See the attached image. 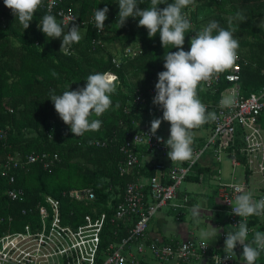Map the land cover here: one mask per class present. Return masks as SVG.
I'll list each match as a JSON object with an SVG mask.
<instances>
[{
    "label": "trees",
    "instance_id": "16d2710c",
    "mask_svg": "<svg viewBox=\"0 0 264 264\" xmlns=\"http://www.w3.org/2000/svg\"><path fill=\"white\" fill-rule=\"evenodd\" d=\"M149 2L145 0L138 7L144 9ZM172 2L167 0V3ZM61 4L72 11L79 21H87L94 17L96 8L107 6L109 12L104 22V47L92 45L91 41L97 33L90 24H85L80 26L83 38L79 44L72 45L71 55H65L60 52L62 37L47 38L38 27L42 17L49 13L44 6L38 9L29 28L23 31L11 10L0 0V130L6 133L0 139V214L13 216L12 230L18 229L31 217L20 214V208L33 207L41 199L42 192L60 200L62 220L72 226L81 223L83 215L93 206L99 211L105 208L108 200L115 204L120 199L123 185L133 177L119 176L117 173L116 166L122 158L118 150L119 142L128 131L140 127L141 114L162 117V109L150 100L137 105L133 90L155 86L157 73L165 70L164 56L177 50L171 45L163 47L159 32L148 38L147 30L137 26L138 17H129L125 25L119 27L118 0H62ZM165 6L158 5L161 9ZM204 8L218 18L223 28H229L228 20L223 15L233 17L241 11L246 16V21H234L232 27L236 28L234 37L239 41V52L255 65L241 67L240 81L244 94L257 90L264 85V75L261 73L264 68V27L257 24L258 20L264 18V0H203L200 7L191 5L183 11L196 31L202 27L199 16ZM50 14L55 16L52 12ZM55 18L60 22L57 16ZM192 33L185 36V51L190 49ZM127 46L139 47L140 52L133 56L125 55ZM113 56L120 61L118 67L112 62ZM107 71L114 72L118 77L116 92L111 96L113 105L102 116L92 117L102 121L99 131L75 137L55 112L49 96L53 90L55 94H61L69 85V90L83 87L90 74ZM227 71L220 74L221 82L216 91L211 92L200 86L198 94L201 101L218 97L219 90L226 84L224 75ZM54 72L58 75L54 76ZM117 104L119 107H116ZM261 121L264 127V118ZM202 127L210 130L211 122ZM96 139H111V142L105 147H97L91 143ZM204 141L199 139L192 144V148L202 145ZM42 151L56 152L59 161L49 168L36 162L24 168H12L8 175L2 174V163L6 162L8 155L23 159L31 152ZM195 169L197 172L209 170L198 164ZM141 170L144 172L143 168ZM11 175L14 181H9ZM195 178L191 176L188 179ZM13 186L24 191L25 201H11L8 198L6 192ZM86 187L95 194L93 202L76 201L63 195L65 190ZM187 202L191 203L192 199L189 198ZM179 211L180 208L178 211L168 209L166 213L178 216ZM257 222L254 216L251 224ZM7 227L0 226V232ZM256 230H264V220ZM123 235L121 231L119 236ZM248 235L251 241L254 234ZM256 264H264V252H261Z\"/></svg>",
    "mask_w": 264,
    "mask_h": 264
},
{
    "label": "built area",
    "instance_id": "2783aa9c",
    "mask_svg": "<svg viewBox=\"0 0 264 264\" xmlns=\"http://www.w3.org/2000/svg\"><path fill=\"white\" fill-rule=\"evenodd\" d=\"M61 3L62 0H46L44 7L47 12L50 9L60 22L69 23V27L72 23L90 24L97 33L92 45L104 47V31L95 29L94 17L79 21ZM74 17L76 20L71 21ZM139 52V47L124 49L125 55L133 56ZM112 62L117 67L120 65L116 56L112 57ZM247 64L250 65V61L239 52V59L224 75L226 84L219 90L218 97L202 101L209 112H215L216 119L210 121L211 129L204 143L193 148L192 161L172 162L167 156L169 149L164 143L157 142L156 136H163L158 133L149 135L148 126L128 131L118 145L122 158L116 169L119 176L131 175L133 178L123 185L120 199L115 204L108 200L105 208L99 211L93 206L75 226L63 222L60 200L45 192L33 207L20 208V214L31 217L18 229H10L14 222L12 215L0 214V226L8 225L0 232V264H187L199 260L219 264L220 257L222 264H241V258L237 256L227 261L223 259L226 233L238 230L235 226L244 219L232 212L236 196L232 185L242 184L256 200L264 198V127L261 121L264 118V85L247 94L242 92L240 70ZM105 73L117 76L114 72ZM261 73L264 75V68ZM220 82L221 75L202 86L214 92ZM133 95L137 105L145 104L153 100L154 86L137 87ZM224 97H234L236 103L222 107L220 101ZM5 134L0 130V139ZM163 138L167 140L168 137ZM109 142L111 139L91 141L97 147H105ZM205 155H210L218 163L223 156L227 157L231 166L230 180H221L210 169L197 172V164L207 167L202 163ZM56 161H59L56 152H31L23 159L8 155L6 162L2 163V174L8 175L12 168H24L36 162L49 168ZM206 173L215 179L214 191L218 201L211 210L224 216L223 226L218 231L220 243L215 245L194 237L174 241L150 233V222L156 214L168 209L178 211L182 207H194L186 203L188 192L181 190L180 186L183 182H191L197 188L196 193L205 194ZM191 176L196 177L195 180L188 179ZM236 176L240 182L234 181ZM9 181H14V176L11 175ZM6 193L11 201L26 199L24 191L18 187L13 186ZM63 195L76 201L95 200L89 187L65 190ZM253 218H247L251 234L264 220V217L255 216L258 222L251 224ZM121 231L124 235L120 237Z\"/></svg>",
    "mask_w": 264,
    "mask_h": 264
},
{
    "label": "clouds",
    "instance_id": "9594fccd",
    "mask_svg": "<svg viewBox=\"0 0 264 264\" xmlns=\"http://www.w3.org/2000/svg\"><path fill=\"white\" fill-rule=\"evenodd\" d=\"M195 2L196 0H173L172 3H167V0H150L148 6L141 9L138 4L145 3V0H118L119 27L124 26L129 17H138L137 26L147 30L148 38L151 39L159 32L163 47L171 45V48L177 49L164 56L165 70L157 73L152 103L162 109V117L150 122L149 135L155 136L162 121L168 122L170 135L167 140L159 136H156V139L169 149L168 158L172 162L180 163L190 162L194 158V130L216 119L215 112H209L208 106L199 98L198 89L202 84L210 83L231 69L239 59L240 44L234 37L236 28L232 25L234 21H246L243 12L238 11L235 16L229 18V28H223L218 21L212 20L196 31L187 13L183 11ZM3 3L11 10L23 31L29 28L38 9L44 6V0H3ZM160 4L166 6L161 9L158 7ZM108 12L107 6L95 9L94 23L97 31H104ZM75 20L74 17L71 21ZM38 27L47 38L62 37L60 52L65 55H71L72 45L79 44L83 38L80 25L72 23L69 27V23L58 22L55 16L50 14V9L49 13L42 17ZM189 32L195 34L189 40L190 49L185 51V36ZM53 75L58 74L54 72ZM117 81L118 77L115 75L97 72L87 77L83 87L69 90V85L67 90L59 95L53 90L49 99L59 118L69 126L71 133L80 137L86 132L100 130L102 121L92 117H100L112 107L111 96L116 92ZM235 103L234 97H224L220 101L222 107ZM232 187L236 193L232 212L244 219L235 226L238 230L226 233L223 259H235L234 249L239 244L242 247V264H256L261 252H264V232L255 231L253 239L249 241L247 218L264 217V198L254 199L253 194L242 184H234ZM196 215L197 213L193 212V216ZM211 228L217 235L218 230ZM201 235L207 237L209 233L202 231ZM219 264H222L221 257Z\"/></svg>",
    "mask_w": 264,
    "mask_h": 264
},
{
    "label": "rangeland",
    "instance_id": "374dc122",
    "mask_svg": "<svg viewBox=\"0 0 264 264\" xmlns=\"http://www.w3.org/2000/svg\"><path fill=\"white\" fill-rule=\"evenodd\" d=\"M202 1L203 0H196V2L193 5V7H200L201 4H202ZM201 13L202 14H200L199 19H201V17L203 18L202 19V27L206 26L207 23L209 21H212V20H215V21L219 22L218 18H216V16H213V14L211 12H208L206 10V8H204L203 12H201ZM223 17L226 20H229V18H231L232 16L230 14H226V15H223ZM257 24L261 25L262 27H264V18L258 20ZM155 118H158V117L151 116L150 114L143 113V114H141V118H140V121H139V126L140 127H144V126L150 127V122L153 119H155ZM169 129H170L169 123L165 122V121H162L157 133L159 135H161V136L166 138V137H169V135H170ZM209 131L210 130L208 128H204V127L195 129L194 130V142L193 143H195L199 139H204L205 140V138L209 134ZM263 134H264V132H263ZM203 159H204L202 161L203 165L207 164V168H209L211 170V173H214L215 175H219L221 180H223V181L230 180L231 166L229 164V159L227 157L223 156V158L221 159V161L219 163L216 162L210 155H205L203 157ZM234 181L240 182V178L238 176H236V179ZM214 184H215V179L213 177H211L208 173H206L205 180H204V186L207 189L206 193L205 194H198V193L196 194L197 188H195V185L193 183H191V182H183L181 184V186H180V189L183 190V191L185 190L189 194L194 196L193 197V196L190 195L188 197V199L191 198L192 202L191 203L186 202V203L190 204V205L193 204L197 208L191 209V208H188V207H182V208H180V211L178 213L179 216H181L183 214L182 212H184V211L187 212L186 213L187 217L189 215H190V217L193 216V212L197 213L196 217H198V216L201 217L203 214L205 215L207 211L203 210L201 212V210H202L201 207H212L216 203H218L216 195H215V191H214ZM194 200H196L195 204H194ZM158 215H159V213L156 214L155 217L158 216ZM213 215L216 216V217H214V219L218 218L219 216L220 217L223 216L221 213H218V215H216L214 212H213ZM155 217L152 218V220L150 222L151 224L153 222H155ZM187 217L186 218L184 217V218L188 220L190 217H188V218ZM169 218L171 219V217H169Z\"/></svg>",
    "mask_w": 264,
    "mask_h": 264
},
{
    "label": "crops",
    "instance_id": "0c3cea01",
    "mask_svg": "<svg viewBox=\"0 0 264 264\" xmlns=\"http://www.w3.org/2000/svg\"><path fill=\"white\" fill-rule=\"evenodd\" d=\"M246 58L250 61L248 57ZM247 65H244V66H247ZM250 65H253L251 61H250ZM182 195L183 194H181V196ZM188 195L190 196L191 194L188 193ZM195 203H196V200H194V204ZM190 206H194V205L191 204ZM216 206L217 205L215 204L212 207H204L206 209L201 210V212L203 210L207 211L205 215L203 214L204 216L202 215L201 217L200 216L190 217L189 215L188 217L190 218L188 220L185 219L187 217L186 211L182 212L183 214L181 216H179V214H177L178 216H176L175 214L168 215L166 213L167 211L161 212L158 216L155 217V222H153L152 224L150 223V226H149L150 233H153V234L158 233L164 236L166 239H172L174 241H179V240L187 239L190 237H194L197 239H206L209 243L217 245L220 243V238H219L218 232L216 235L214 230L211 227L216 228L219 231V228L223 226L224 216L222 217L219 216L218 218L214 219V217L216 216L213 215L214 211H212L211 208H214ZM194 207L197 208L196 206ZM194 207L191 208L188 206V208H191V209H195ZM214 213L218 215V212H214ZM169 217H171V219ZM180 218H183V219H180ZM202 231L209 233V235L207 237H203L201 235ZM248 238H249V235H248ZM234 251L236 252V256L240 258L242 255V247L238 244L237 247L234 249ZM240 260L242 261V257ZM187 264H209V263L203 260H199V261H192Z\"/></svg>",
    "mask_w": 264,
    "mask_h": 264
}]
</instances>
